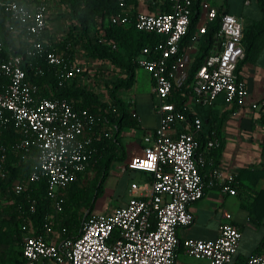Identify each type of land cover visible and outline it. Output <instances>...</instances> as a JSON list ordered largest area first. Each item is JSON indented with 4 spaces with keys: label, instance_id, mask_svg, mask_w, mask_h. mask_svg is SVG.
<instances>
[{
    "label": "built area",
    "instance_id": "2783aa9c",
    "mask_svg": "<svg viewBox=\"0 0 264 264\" xmlns=\"http://www.w3.org/2000/svg\"><path fill=\"white\" fill-rule=\"evenodd\" d=\"M162 1L168 3V12L131 15L124 9L125 1L118 0L120 10L110 18L114 24L133 26L157 36L153 44L142 47L133 61L152 78L159 122L153 131L144 133L142 146L127 162L133 169L149 172L151 180L147 187L131 186L130 198L114 212H90L76 237L67 235L65 227L55 237L53 222L63 210L65 189L87 169L96 153L94 142L100 135L95 128L99 118L86 109H76L65 98L40 96L39 85L27 78L24 67L42 75L43 61L53 67L57 84L62 86L81 77L86 59L69 42L65 49H60L61 41L54 43L45 38L49 13L46 0L33 6L17 0H0V9L13 23L8 30L21 32L23 43L22 54L5 55L0 40V177L6 175L8 152L1 132L11 124L18 135L14 147L24 152L36 150L38 163L29 172L27 181L45 180L43 196L50 209L44 216L40 234L23 238L19 264H175V251L180 245L187 256L204 259L208 264H264V254L259 253L238 260L241 231L229 221L220 223L218 235L212 240L180 241L177 236L179 227L189 226L193 221L189 205L204 195L200 168L205 159L202 155L196 157L202 145L201 117L192 113L187 103L177 107L168 98L173 88L185 84L200 39L208 25L216 22L214 45L195 72L191 96L195 103L205 106L212 105L218 96L227 103H242L247 89L236 68L244 58L243 22L235 15L204 4L201 24L180 51V42L190 24L193 0ZM132 103L129 101V106ZM252 108L260 109L264 115V95ZM181 124L186 127L177 130ZM220 144L213 134L205 138L202 148L209 151ZM219 178L220 173L214 170L207 186H219L224 194H237L236 186L232 185L234 177L224 181ZM25 190L26 184L22 182L12 184L14 195ZM34 210L32 200L29 213Z\"/></svg>",
    "mask_w": 264,
    "mask_h": 264
},
{
    "label": "trees",
    "instance_id": "16d2710c",
    "mask_svg": "<svg viewBox=\"0 0 264 264\" xmlns=\"http://www.w3.org/2000/svg\"><path fill=\"white\" fill-rule=\"evenodd\" d=\"M64 6L66 12L72 19V24L68 35L58 46L65 49L68 41L72 46L79 48L86 58V62L91 61V65L97 63L99 71L110 70V79L104 82L107 99H101L99 93L87 84H82L80 78L75 77L69 82L59 86L54 75V69L41 61L44 73L35 75L33 69L24 67L27 78L39 85L40 96L43 97H61L67 99L76 109H86L99 118L96 125V133L100 139L94 142L96 153L91 158L87 169L78 175L77 179L65 189V202L63 210L56 216L53 227H65L67 235L76 237L82 229L83 223L92 211L95 199L103 191V181L108 174V169L113 161L124 159V151L121 145V132L125 128H138L136 119L128 112L129 104L125 103L119 93L123 89L131 88L134 80V74L138 66L133 58L140 54L144 45L153 44L157 36L147 32L139 31L133 26H122L110 21L113 14L120 10L118 0H59ZM261 11V17L258 20L251 21L243 26V38L241 44L244 49V59L249 60L254 57L258 51L264 48V0H256ZM196 18L193 14V3L191 6L190 24L187 34L180 42V51L188 43L194 33V24ZM12 21L8 14L0 9V40L4 44V54H22L23 43L22 33L8 30V25ZM13 24V23H12ZM218 28L216 22L207 27L206 33L199 42V51L192 62L188 78L181 88H173L169 101L174 102L177 107L186 103L188 96H191V84L197 68L201 65L203 58L211 51L214 45V35ZM10 36L20 43L18 47L8 46ZM114 44V48L112 45ZM10 48V49H8ZM10 52H9V51ZM8 51V52H7ZM70 52H74L71 50ZM238 62L236 72L240 66ZM102 73V72H99ZM82 74H84L82 72ZM109 135L104 137L102 133ZM2 142L7 145L4 178L0 177V188L6 193L9 186L15 181L26 184V190L20 195H14L12 191L9 207L11 212L9 218H1L0 235L9 223H13L17 234L19 228L16 225L19 218L31 221L35 234H40L44 216L48 213L49 206L44 199L46 182L40 179L35 182H28L29 172L37 166L36 150L30 149L24 152L16 149L15 143L18 135L14 132L11 124L6 125L1 132ZM93 172L94 181L90 191L80 186L79 180L88 170ZM145 172V171H144ZM149 174L151 178V174ZM151 180V179H150ZM246 180L251 185L253 194L252 202L248 211L253 216L255 223L260 224L264 220V170L251 171L243 169L234 176L232 185H242ZM238 183V184H237ZM239 185V186H240ZM35 201V210L29 213L30 202ZM85 203L87 212L82 215L68 209L69 206H78ZM69 210V211H68ZM68 211V214L60 217ZM61 222V223H60ZM254 253L264 254V236L260 240ZM253 253V254H254ZM16 258L12 264H19L22 260ZM239 261L244 259L238 258ZM1 263H4L0 261ZM0 263V264H1Z\"/></svg>",
    "mask_w": 264,
    "mask_h": 264
},
{
    "label": "crops",
    "instance_id": "0c3cea01",
    "mask_svg": "<svg viewBox=\"0 0 264 264\" xmlns=\"http://www.w3.org/2000/svg\"><path fill=\"white\" fill-rule=\"evenodd\" d=\"M17 1L33 6L40 0ZM46 1L49 3L50 11L47 18L48 27L45 38L54 43L61 41L60 43L62 44V41H64L70 31L72 19L66 10L59 6V3H56L58 7L53 9L51 8L53 5L52 0ZM124 1V9L131 15L138 12L158 13L169 11L168 3L162 0ZM204 4L214 6L219 11H225L241 18L243 26L261 17V11L257 3V7H253L250 0H193V14L196 18L194 30L201 24ZM8 41L11 43V45L7 44L8 46L18 47L20 44L13 36H10ZM83 57L86 59L84 55ZM243 59L237 75L244 81L247 95L241 104L227 103L221 96L216 97L210 106L195 103L192 96H188L186 101L190 111L199 115L202 119V133L199 136L202 145L205 138L208 136L212 137L213 134L217 136L221 144L220 147L209 151L204 150L201 145L197 151L196 157L202 155L205 159L203 166L200 168L202 181L205 185L204 195L200 200L189 205L193 221L189 226L179 227L177 236L180 241L187 238L212 240L218 235L220 223L229 221L241 231L237 256L245 259L255 252L256 247L264 236V220L260 224L255 223L253 216L248 211L253 199L251 185L246 180L242 181V185L237 183L236 195L224 194L219 186L216 185L207 186V183L213 177L214 170L220 173V181L234 177L243 169L251 171L264 170V115L260 109L252 108V104L260 102L264 95V48L258 51L251 59ZM88 63L91 65L92 62L89 61ZM137 78H140L144 90L138 92L135 89V92L125 96H121L120 91L119 96L122 97L125 103L133 102L127 109L131 114L133 112L136 114L132 116L136 119L138 128H125L122 130L121 145L124 151V159L113 161L110 164L107 174L108 178L103 181V185L107 188V179L110 178L111 184L108 187L115 190L120 181L125 179V188L128 193L125 200L118 204L114 211L126 204L131 196V186L147 187L151 179L148 173L127 166L128 160L133 158L139 147L142 146L144 133L153 131L159 122L158 114L155 111L152 78L144 69L136 68L131 87L138 84ZM185 127V125L181 124L177 125L176 128L177 130H182ZM0 257V261L4 262H0L1 264H10L5 259L6 257L2 255ZM175 264L208 263L204 259H194L187 256L180 245L175 251Z\"/></svg>",
    "mask_w": 264,
    "mask_h": 264
},
{
    "label": "rangeland",
    "instance_id": "374dc122",
    "mask_svg": "<svg viewBox=\"0 0 264 264\" xmlns=\"http://www.w3.org/2000/svg\"><path fill=\"white\" fill-rule=\"evenodd\" d=\"M53 5L51 8L55 9L58 7L56 3H59V6L62 9H65L64 6L61 4L59 0H52ZM250 3L253 7H257L255 0H250ZM50 11V7H49ZM98 64L94 63L90 65L89 63L85 62L84 64V71L80 77V81L82 84H87L94 88L99 93V97L103 99H107L106 92H105V86L104 82L110 79V70L99 71ZM146 71V70H145ZM102 72V73H99ZM136 86L131 87L129 89H123L121 90L120 95L125 96L126 94H131L136 91L140 92L143 91V87L140 81V78H137ZM145 86V90H146ZM93 172L88 170L85 174L82 175V178L79 180L80 186L84 187L87 191H90L92 187V183L94 181ZM108 178L107 176L105 179ZM108 182L106 183L107 188L103 185V191L101 195H99L92 207V213H104V214H110L114 211V208L117 207L118 204L122 203L125 198L126 194L128 193L125 188V179L121 180L118 187L115 190H112L108 187V185L111 184L110 178L107 179ZM11 186V185H10ZM9 186V191L4 193L0 188V219L7 217V220L9 218V213L11 212V209L9 207L8 202L10 203V195H11V188ZM6 201H8L6 203ZM68 209L70 211H73L77 214H83L87 212V208L85 203H80L78 206H69ZM68 210V211H69ZM68 211H66L61 217L66 216L68 214ZM61 223V222H60ZM19 228V234H17V231L15 230V226L13 223H9V225L3 230L5 232L0 235V256L6 257L10 264L14 262L16 258L20 257V251L22 247V241L25 236L31 235L34 233L33 227L31 225V222L28 219L19 218L16 224ZM59 226H55V237L59 235ZM1 258V257H0Z\"/></svg>",
    "mask_w": 264,
    "mask_h": 264
}]
</instances>
